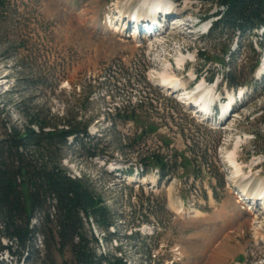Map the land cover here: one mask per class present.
<instances>
[{
  "label": "rangeland",
  "instance_id": "1",
  "mask_svg": "<svg viewBox=\"0 0 264 264\" xmlns=\"http://www.w3.org/2000/svg\"><path fill=\"white\" fill-rule=\"evenodd\" d=\"M143 1L0 0L1 118L22 126L25 105L60 116L78 114L90 123L93 147L81 150L69 141L62 165L72 176L86 178L114 215L110 234L86 225L98 254L122 255L128 264H263L264 210L256 209L254 222L243 209L242 191L258 194L264 185V84L230 89L220 59L231 45L225 60L240 66L249 82L256 62L252 43L261 55L254 76L261 78L264 30L237 36L233 43L229 36L216 41L219 36L210 33L215 19L204 18L216 7L171 0L173 19L160 36L142 32L133 41L132 26L125 38L99 31L109 22L122 30L129 19L118 22L121 12L137 11ZM180 53L187 57L181 70ZM168 66L182 83L177 92L159 86ZM201 81L212 87V97L196 88ZM241 91L232 112L219 117L222 104ZM185 98L212 99V114L195 113L192 104L182 103ZM234 150L243 178L227 160ZM152 153L171 163L169 177L161 179L157 168L127 177V170L141 172ZM246 219L252 225L236 233ZM254 227H261L262 236ZM43 240L39 235L40 251ZM1 259L28 264L7 254ZM56 260L64 264L58 255ZM66 260L71 264L69 252Z\"/></svg>",
  "mask_w": 264,
  "mask_h": 264
},
{
  "label": "trees",
  "instance_id": "2",
  "mask_svg": "<svg viewBox=\"0 0 264 264\" xmlns=\"http://www.w3.org/2000/svg\"><path fill=\"white\" fill-rule=\"evenodd\" d=\"M201 2L216 7L214 13L204 16L215 19L210 33L216 32V41L229 36L233 43L237 36L258 35L264 28V0ZM259 46L264 53L262 36ZM250 47L256 62L249 82L240 66L225 60L231 45L223 50L220 62L228 69L223 72V83L234 91L260 80L264 84V75L259 79L254 76L261 55L252 43ZM4 111L0 98V264L4 254L28 264H57L58 255L69 264L66 252L71 255V264H128L122 255L97 253V239L89 237L86 225L95 224L110 234L116 222L114 215L86 178L72 176L62 165L69 141L81 150L93 147L90 123L78 114L60 116L24 105L20 111L25 122L19 126L2 119ZM151 168L158 169L161 179L173 171L165 157L152 153L143 161L141 172L130 169L126 174L143 175ZM39 235L44 238L42 251L37 248Z\"/></svg>",
  "mask_w": 264,
  "mask_h": 264
},
{
  "label": "bare ground",
  "instance_id": "3",
  "mask_svg": "<svg viewBox=\"0 0 264 264\" xmlns=\"http://www.w3.org/2000/svg\"><path fill=\"white\" fill-rule=\"evenodd\" d=\"M172 1L171 0H144L143 2H142V6L141 7H139L138 8V10L137 11H133V12H127V13H122L121 12V15H120V18H119V20H121L122 18H128V17H135L136 19H138V20H145V19H147V14H148V12H151V13H153L154 15H155V11L157 10V9H163L164 7L167 9V8H171V3ZM141 5V4H140ZM145 9L147 10V12H144L145 11ZM177 19V18H176ZM181 18H179V19H177L176 20V22L177 21H179ZM166 22H168V21H166ZM166 22H164V27H166V26H168L167 25V23ZM129 24H130V20H129ZM151 24V23H150ZM94 25L96 26V24L94 23ZM98 25H101L100 23H98L97 24V26ZM180 26H182V25H184L183 23L182 24H179ZM206 25V26H205ZM209 25V24H208ZM208 25L207 24H204V26L203 27H205V29L206 28H208ZM148 26H149V24H148ZM147 26V27H148ZM146 27V25L144 26V25H140V29H150V28H145ZM152 29V32L151 33H154V34H150V37L151 36H160V34L162 33L161 32V30L160 29H158V28H156V27H152L151 28ZM101 33H106L109 37H114V36H120V37H123V38H125L126 36H127V34L124 32V29L123 30H121V29H118V26H116V27H114V26H112V22H109V25L108 26H103V27H101V29L99 30ZM136 32V31H135ZM135 32L132 34V35H130L129 34V37H131L132 39H133V41H136L137 40V37L135 36ZM138 36V35H137ZM183 55V53H180V58L179 57H177L178 58V60H176L177 61V67H178V69H181L182 68V66L185 64V62L187 61V57H181ZM191 55V54H190ZM193 57V56H192ZM176 58V59H177ZM169 65H171V63L169 64ZM169 70H170V67L168 66L167 68H165V71H164V73L162 74V76H161V79H160V83H159V86H161V87H167L169 90L170 89H175V90H177V89H179L180 90V87H181V85H182V83H181V81L179 80V79H176V78H174V77H172L170 74H169ZM196 88L198 89V90H203L204 89V92H205V95L207 96V98L208 97H212V94H213V89H212V87H206V85H205V81H201V82H199L198 83V85L196 86ZM187 90V89H186ZM189 97V96H188ZM186 99V98H185ZM232 99H233V97L231 96L230 97V99H229V101H228V103H225V104H223L222 105V107H221V110L223 111V112H227L228 111V109H229V107L232 105ZM189 100L190 101H188V98L186 99V101H185V103H190V105L191 104H194L197 108H198V113L199 112H209V110L211 109V106H212V99H208V100H205V101H199V100H194V99H192V98H189ZM188 101V102H187ZM236 155H237V153H236V151L234 150L232 153H230L229 154V156H228V158H227V160H228V162H229V164L232 166V169H233V171H234V174L236 175V176H242V173H243V169H242V167L238 164V162H237V160H236ZM253 171V170H252ZM242 178H243V176H242ZM252 179H255L253 176H251L250 178H249V180L251 181ZM256 180V179H255ZM259 187H260V190H258L260 193H258V194H256L255 193V191L254 190H252V191H245L244 190V192L243 193H246L245 194V196H246V198H247V202H249V203H251V202H254V201H256V200H259L260 198H262V193L264 192V185L262 184V185H259ZM251 192V193H250ZM258 197H260V198H258ZM264 202V201H263ZM243 209L249 214V215H251V217H253V221L255 222V220H257V217H258V215H256V214H253V213H255L257 210V206L256 205H251V207H250V205L249 204H243ZM244 211V212H245ZM196 216V215H195ZM250 218V217H249ZM251 220L252 219H246L243 223H240L239 224V226L237 227V229H236V233H238V234H241L242 235V232H243V230H244V227H245V225H247V224H250V222H251ZM250 225H252V224H250ZM255 228V227H254ZM255 234H256V236H262V232H261V227H256L255 229ZM230 237V238H229ZM230 239H231V236H228L227 237V241H225V242H223L222 244H226V242H228V241H230ZM226 240V239H225ZM220 249V248H222V245L220 244L219 245V247L218 246H216V253L217 252H219V251H217V249ZM213 260V259H212ZM264 264V263H263Z\"/></svg>",
  "mask_w": 264,
  "mask_h": 264
}]
</instances>
